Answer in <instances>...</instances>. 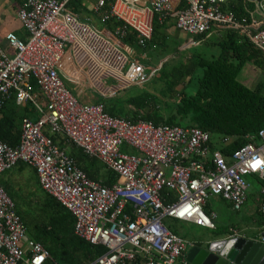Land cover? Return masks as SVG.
Wrapping results in <instances>:
<instances>
[{
    "label": "built area",
    "instance_id": "2783aa9c",
    "mask_svg": "<svg viewBox=\"0 0 264 264\" xmlns=\"http://www.w3.org/2000/svg\"><path fill=\"white\" fill-rule=\"evenodd\" d=\"M72 1L77 0H26L18 12L26 39L9 32L8 47L0 44V105L15 96L19 105L31 103L42 114L23 118L17 146L0 140V175L19 163L34 168L41 187L73 213L75 234L107 248L93 264H193L186 256L193 244L165 220L216 229V212L205 210L210 198L221 197L240 211L249 176L259 178L264 195V129L226 153L212 148L210 134L199 127L133 121L110 115L104 103L81 102L65 80L95 86L104 96L106 90L114 95L145 84L154 74L140 60L146 52L122 39L126 29L133 30L145 50L156 20L174 18L178 29L193 36L231 29L264 51V0H244L240 14L225 6L229 0H94L103 24L121 22L113 31L81 19L68 7ZM107 79L115 88L109 89ZM48 131L98 158L117 181L89 178ZM125 145L137 154L123 151ZM259 211L264 214V201ZM0 264H58L29 236L1 185Z\"/></svg>",
    "mask_w": 264,
    "mask_h": 264
},
{
    "label": "trees",
    "instance_id": "16d2710c",
    "mask_svg": "<svg viewBox=\"0 0 264 264\" xmlns=\"http://www.w3.org/2000/svg\"><path fill=\"white\" fill-rule=\"evenodd\" d=\"M84 1H72L68 7L81 19L89 20L95 25L93 21L100 20V15L93 8L90 9ZM225 6L237 14L244 13V0H229ZM166 23L161 24L155 21L154 34L148 45H158L162 48L166 46L168 38ZM104 24L109 31L122 25L116 18H111ZM126 32L127 35L122 41L131 46H138L135 32L130 29H126ZM207 36L208 33H204L195 38L198 40ZM218 44L220 52L217 57L212 59L198 57L192 58L188 63H177L165 75L167 89L170 91L167 100L172 101L169 106L166 107L164 103L160 105L151 92H146L128 99L130 111L118 112L115 107L105 104L106 111L112 116L125 117L133 121L148 120L156 124L196 126L210 134L212 148L233 153L250 142L249 135L258 134L261 129H264V51L253 44L247 36H240L231 29H225L223 33H220ZM247 65L258 68L262 73L253 88L239 78ZM198 68L203 70V74L198 79L197 91L189 94L185 90L190 81L188 78ZM24 117L34 118L27 108L24 109L17 103L15 96L0 105V140L12 147L17 146L21 139ZM47 134L55 142H60L63 148L66 144L80 150L79 153L71 151L70 154L89 178L107 185L117 181L115 174L109 169L106 175H100V169L97 166L100 162L98 158L86 155L65 136L61 137L49 131ZM32 172L44 192V196L33 204L22 205L18 197L19 189L16 192L11 184L5 182L1 184L15 202L16 210L25 222L29 236L41 242L58 264H93L99 256L106 253L107 248L103 245H94L75 234L73 213L48 194L41 187L36 170L33 169ZM251 194L254 195V193ZM255 194L260 196V201H264L263 194L259 191ZM34 204L35 210H32ZM27 205L28 207H23ZM205 210L211 214L215 209L208 203ZM216 223L217 230H220L222 234H227L231 228H236L234 225L221 224L219 217Z\"/></svg>",
    "mask_w": 264,
    "mask_h": 264
},
{
    "label": "rangeland",
    "instance_id": "374dc122",
    "mask_svg": "<svg viewBox=\"0 0 264 264\" xmlns=\"http://www.w3.org/2000/svg\"><path fill=\"white\" fill-rule=\"evenodd\" d=\"M89 8H93V4L89 5ZM93 23L99 29H105V24L100 20L94 19ZM225 29L217 30L216 28L209 31L208 36L203 39H198L187 32H184L178 29L176 26L167 29L168 38L166 40V46L160 47L156 45H151L147 48V61L146 65L148 67V72H154L151 79L143 84V87L131 86L124 94H139L142 90L143 94L146 92H151L152 96L155 97V100L158 101L160 105L165 103L166 107L172 104V101L167 100L169 98L170 91L167 89L165 75L172 70V68L177 65V63H188L191 62L192 58H209L217 57L220 52V47L218 41L220 40V33H223ZM191 40H194V43H190ZM134 49H140L139 46H136ZM203 70L201 68L196 69V71L188 78L189 83L185 90L189 94H193L197 91L198 88V79L202 76ZM262 73L258 68H255L252 65H247L242 72L240 73V80L245 83L247 86L253 88ZM66 81L68 87L78 95L77 89H75L76 84L71 81ZM107 86H114V81L112 79H107L105 81ZM181 88V87H179ZM122 91V90H121ZM126 92V93H125ZM102 100L108 106L118 108L123 107L122 112L127 111V105L124 103L122 98L110 97L106 98L101 94ZM100 95V96H101ZM80 97V96H79ZM79 101L82 99L79 98ZM82 102V101H81ZM25 109L27 108L29 114L34 117L33 119H38L42 116L41 113L35 111L31 103H25L22 105ZM123 151H127L131 154H137L135 149H131L126 145L122 148ZM97 166L99 167L100 175H106L108 173L107 168L103 165L102 162H98ZM3 181L9 183L13 186L14 191L18 190V197L22 205L33 204L37 199H41L44 196V192L41 190L36 179L33 176L32 169L30 166L23 164L17 165L12 168L8 173L4 175ZM248 181L251 183L252 188L250 193H257L260 190V185L254 177L249 176ZM253 194H251L246 203V208L242 212L233 211L227 204L225 200L211 197L209 204L213 209H215L219 215L221 224L234 225L237 227L241 235H245L248 238H256L257 240L261 239L262 234V225L264 216L259 215L258 213L252 214L250 209L254 202ZM32 210H35V204ZM23 207H28L23 206ZM251 213V214H250ZM167 224L174 229H177L179 232L183 233L185 237L193 243H197L200 246L207 247L208 244L212 241L219 239H226V235L220 232V230L209 229L206 227L198 226L192 223H187L184 221L175 220L172 218L166 219Z\"/></svg>",
    "mask_w": 264,
    "mask_h": 264
},
{
    "label": "crops",
    "instance_id": "0c3cea01",
    "mask_svg": "<svg viewBox=\"0 0 264 264\" xmlns=\"http://www.w3.org/2000/svg\"><path fill=\"white\" fill-rule=\"evenodd\" d=\"M25 1L26 0H0V44L3 46V47H5V48H7L8 47V43H7V40H6V35L9 33V32H14L19 38H21V39H26V37H27V30L25 29V27L21 24V22H20V20H19V17H18V12L20 11V9H21V7L23 6V4L25 3ZM93 1L94 0H85L84 1V3H87V5L89 6L90 4H93ZM167 23H166V28L167 29H171V27H173V26H176V24H175V19L174 18H171V19H169L168 21H166ZM218 30H221V29H218ZM193 36V35H192ZM168 37V36H167ZM194 37H196V36H194ZM190 43H194V40H191V42ZM152 45V44H151ZM151 45H148L147 46V48H149ZM158 46V45H157ZM134 48H136V46H133ZM147 48L144 50V49H137V51H145L146 52V54H147V56H148V53H147ZM141 61H143L144 63H145V65H146V62L145 61H147V58H144V59H140ZM146 67H147V65H146ZM147 71H148V67H147ZM75 84V83H74ZM133 86V85H132ZM134 86H139V87H143V84H141V85H134ZM76 88L75 89H77V92H78V95H77V97H79V98H81L82 100V102H84V103H104V104H106L103 100H102V93L100 92V90H98L97 89V87H95V86H91V85H84V84H81V85H77L76 84V86H75ZM109 87V86H108ZM131 86H129V87H124V88H120L119 89V91L118 92H116L114 95L113 94H111V91L110 90H106V94H105V96L104 97H106V98H110V97H116V99L117 98H122L124 101V103H126V105H127V111L129 110L130 111V107H129V105H128V103H127V101H128V99H130V98H132V97H136V96H138V95H141V94H143V91L144 90H142L139 94H130V95H125L124 94V91H126L128 88H130ZM113 88H115V81H114V86H110L109 87V89H113ZM122 90V91H121ZM149 92V91H148ZM147 92V93H148ZM126 93V92H125ZM101 95V96H100ZM165 104V103H164ZM119 106H116L115 107V109H116V111H118V112H122L123 111V107H121V108H118ZM39 119V118H38ZM32 120H35V119H32ZM37 120V119H36ZM256 135V134H255ZM249 136H251V135H249ZM254 136V135H253ZM62 137V136H61ZM60 143V142H59ZM61 145V144H60ZM64 149L67 151V153H69L70 154V152L71 151H75V152H77V153H79L80 152V150H78L77 148H73L71 145H66L65 144V146H64ZM71 155V154H70ZM72 156V155H71ZM101 162V161H100ZM103 163V162H102ZM23 164H25V163H19L18 165H23ZM27 165V164H26ZM104 166H105V164H104ZM106 167V166H105ZM30 168L33 170L34 168H32L31 166H30ZM107 168V167H106ZM108 169V168H107ZM10 171V170H9ZM9 171H7V172H5V173H3V174H1L0 175V185L2 184V183H4V181H3V178H4V175L6 174V173H8ZM256 180H257V182L259 183V178H255ZM251 184V183H250ZM259 185H260V183H259ZM1 186H3V185H1ZM252 188V185H251V187H250V189ZM260 189H261V186H260ZM250 191V190H249ZM259 192L261 193V191L259 190ZM249 196H250V192H248V198H249ZM253 200H254V202H253V204H252V207H251V209H250V211H251V213L252 214H255L256 213V211H258V213L259 214H261V215H263L264 216V214L263 213H261L260 211H259V207H260V203L262 202V201H260L259 200V197L260 196H258V195H256L255 193H254V195H253ZM216 198H219V199H222V200H225V199H223V198H221V197H216ZM248 198H247V201H248ZM226 202H227V204H230V202L229 201H227V200H225ZM247 201H246V203H247ZM209 203V202H208ZM246 203H245V205H244V207L240 210V211H236V210H234L233 209V207H232V205L230 204V208L233 210V211H235V212H242L245 208H246ZM212 212H216V214H217V217H216V220H217V218L219 217V215H218V213H217V211L216 210H213ZM250 213V214H251ZM173 219V218H172ZM176 220V219H175ZM215 220V221H216ZM166 221V220H165ZM180 221V220H179ZM185 222V221H184ZM187 223H191V222H187ZM166 224H167V221H166ZM192 224H194V223H192ZM168 225V224H167ZM169 226V225H168ZM170 228L175 232V230H174V228H172L171 226H170ZM177 230V229H176ZM216 230H217V223H216ZM235 231H238L239 232V237H245V238H248V237H246L245 235H241V233H240V231H239V229L236 227V228H231V231L229 232V233H227V234H225L226 235V239H227V237L228 236H230V235H232ZM264 231V230H263ZM176 233V232H175ZM176 234H178L179 236H181L182 238H184V239H186V240H188L186 237H185V235L183 234V233H176ZM249 239H254V240H257L256 238H249ZM219 240H221V239H219ZM260 240H262V239H260ZM189 241V240H188ZM193 245H189L188 247H187V250H186V256H187V254L189 253V251L194 247V246H197L198 244L197 243H193V242H191ZM198 246H200V245H198ZM202 247H204V246H202Z\"/></svg>",
    "mask_w": 264,
    "mask_h": 264
},
{
    "label": "water",
    "instance_id": "95a60500",
    "mask_svg": "<svg viewBox=\"0 0 264 264\" xmlns=\"http://www.w3.org/2000/svg\"><path fill=\"white\" fill-rule=\"evenodd\" d=\"M261 239L232 237L212 241L207 247L197 245L187 259L193 264H264V231Z\"/></svg>",
    "mask_w": 264,
    "mask_h": 264
}]
</instances>
